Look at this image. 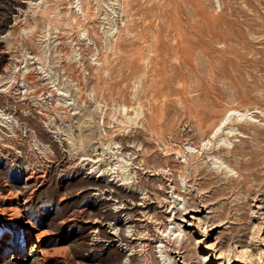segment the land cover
<instances>
[{
    "label": "rangeland",
    "instance_id": "1",
    "mask_svg": "<svg viewBox=\"0 0 264 264\" xmlns=\"http://www.w3.org/2000/svg\"><path fill=\"white\" fill-rule=\"evenodd\" d=\"M86 7L87 15H84ZM218 13L220 16L223 13L225 18ZM228 17L230 22H225L229 21ZM245 17L251 20L245 21ZM158 28H161L160 43L156 44L152 32L156 34ZM211 29L219 36H211ZM263 32L264 0H0V109L9 114L10 120H14L16 112L25 114L26 109L35 110L38 116L30 118L36 124L25 129L0 121V205L10 196L26 198V212L32 224L44 232L45 247L55 251L49 264H91L92 258L100 264H122L129 253L132 264H217L219 261L220 264H264V189L248 193L246 188L231 185L208 207H200L199 213L184 214L170 223L174 218L170 213L171 191L178 186L185 189L176 168V162L183 158H177L174 163L169 160L170 171L164 168L158 172L139 158L124 168L125 162L129 163L133 157L117 154L114 133L126 124L122 121H127L122 110L126 104L128 115L133 117L136 112L146 110L157 116V122L181 125L180 138L166 135V140L174 144L182 141L186 148L187 141L196 140L197 135L189 132V112H185L173 92L182 87H201L202 83L209 93L194 104L201 113L204 109L203 120L216 123L228 109L245 111L247 121L243 130L248 137L229 142L234 148L252 145L255 130L264 129ZM193 67L199 70L198 80L192 76ZM28 75L33 82L25 80ZM92 89L99 92L97 99L93 98ZM151 91L153 99L142 98L144 92ZM213 91H217L219 98L214 97ZM137 94L140 99L134 97ZM58 111L62 114L67 111V117L60 119ZM85 112L93 114L87 124L90 132L87 140L101 142V146L94 152L92 145L87 144V167L81 168L69 161L66 152L59 154L57 148L63 142L65 147L69 141L79 139L76 122ZM151 139L158 146L153 155L158 160L163 146ZM261 144L264 146V141ZM95 155L101 156L100 159ZM222 159L232 161L235 156ZM209 160L210 157L202 161L208 162V170L214 172L215 165ZM97 166L104 169V175H99ZM122 168L125 174L133 175L135 182L131 188L142 192L139 195L143 198L129 218L116 214L117 219L130 225L126 248L100 235L94 237L89 222L99 212L107 214L114 209V205L103 206L92 182L107 180L118 185L120 176H115L117 172L121 174ZM235 170L233 180L237 178ZM219 171L214 174L225 176ZM26 174L30 175L28 185L23 184ZM196 186L198 183L187 199L192 195L198 200L202 198L201 193H196ZM222 203H226L224 211ZM172 211L176 212V207ZM112 222L103 226L107 232H115L116 229H111ZM3 224L11 240L17 242L20 239L17 225L5 221ZM167 233L171 234L170 242L168 236L164 237ZM177 234H185L186 242L180 250L174 249L180 244V239L173 242ZM163 245L167 248L160 251L159 246ZM169 249L171 260L164 256ZM222 249L225 252L219 258ZM203 255L209 257L208 262L204 263ZM7 256H0V264H12Z\"/></svg>",
    "mask_w": 264,
    "mask_h": 264
},
{
    "label": "bare ground",
    "instance_id": "2",
    "mask_svg": "<svg viewBox=\"0 0 264 264\" xmlns=\"http://www.w3.org/2000/svg\"><path fill=\"white\" fill-rule=\"evenodd\" d=\"M122 1L123 0H121V2ZM219 13L217 14L219 17L222 16L223 18H225L223 13H221V16L219 15ZM192 14H193V12H192ZM212 14H215V13H212ZM84 15H87V7L84 10ZM214 17H215V15H214ZM246 17L244 18V20L246 19ZM185 18L188 19V15H187V17L185 16ZM230 18H229V21L227 19V21H225V22H230V20H231ZM234 20H236V19H234ZM247 20L250 21L251 20L250 17ZM247 20H245V21H247ZM222 21L224 22V20H222ZM208 22H210V21H208ZM238 27L239 26H237V27L235 26V29ZM151 29H153V28H151ZM160 29L158 28L156 30V32H157L156 34H154L152 32V34L154 35V39H155L154 41L156 44L160 43V34H158V32L161 31ZM177 29H180V28H177ZM207 29H208V27H207ZM224 29H226V28H224ZM233 29H234V26H233ZM238 29L241 32L240 27ZM238 29H236V31H238ZM226 30H228V29H226ZM173 31L177 32L176 29H173ZM236 31L234 30V32H236ZM255 31L257 32V30H255ZM163 32H164V30H163ZM211 32H212L211 36H213V37L219 36V35H217V32L214 29L213 30L211 29ZM260 34H262V33L260 32ZM177 35L179 37L178 32H177ZM240 36H242V34ZM168 37H170V36H168ZM228 37H227V39H228ZM222 38H224V37L222 36ZM229 38H231V36ZM259 38H260V36H259ZM151 40H153V39H151ZM163 40H164V38H163ZM166 40H167V37H166ZM219 41H220V39H219ZM219 41H218V43H220ZM263 42H264V40H263ZM189 49H191V48L189 47ZM178 58H179V56H178ZM155 65H157V64H155ZM179 65H181V64H179ZM193 66H194V64H193ZM144 70H146V67ZM197 71H199L198 68H194L193 70H191L192 76L195 77L196 80H198V72ZM165 76H167V75H165ZM25 78H26L25 80L27 82H29L30 80L33 82V80H34L31 75H28ZM145 79H146V77H145ZM202 81H203V79H202ZM32 85H34V84H32ZM126 85H128V84H126ZM162 85H164V84H162ZM99 86H101V85H99ZM148 87H149V85H148ZM162 87H164V86H162ZM169 87H171V86H169ZM193 87H194L193 89H190V87L189 88H187V87L183 88L182 87L180 90H174V92H173L174 97L177 96V100L180 102L183 109H185V112H187V113L189 112V118L191 119V125H190L189 132H194L197 135L196 140H194L192 142H190L189 140L187 141V147L186 148H184L183 145L181 144L182 141L180 143L174 144L171 140L170 141L166 140V135L174 136L177 139L180 138L179 133L182 129L181 125H176L173 123L172 124H166V123L157 122L155 120V118L157 116H154L153 113H149L146 110H140L139 112H136L135 117H133L131 114L128 115V105H126V104L122 105V110L125 113V115L123 117H125V119L127 120V121H125V120H122V121L126 124L121 125L120 127L116 128V130H115L116 132L114 131V133H116V135H117V138H116L117 141L115 142V144H118V147H116L117 148L116 149L117 154L122 155V156L123 155H126V156L129 155V157L130 156L133 157L132 159H129V161H130L129 163H128V161L125 162V164L122 166L124 168L132 166L133 164L136 163L135 159L139 158L140 161H142L146 165L155 167V170H157L158 172L159 171L162 172L164 168H167V171H170L171 170V164H170L169 160L174 163V162H176L177 158H179V157L183 158V161L176 162V168H177V173L180 177V182L183 184V187L185 189L183 191L180 188V186H178V188L175 187L171 191L170 197L172 198V206L173 207H172L170 213H172V216H174V218L172 220H170V223H172L178 217H183L184 214L186 215L189 213H199L200 207L212 204L211 201L217 199L220 195H223V193H225L224 192L225 190L231 189V185H232V187L239 186L240 188H246L248 193L249 192L253 193L255 191H260L261 189H264V173L262 172V171H264V161L262 160V159H264V146H262V144H261L264 141V129H256L255 130V133L253 134L254 142L252 143V145L247 144V145L238 146L236 148H234L235 145L230 146L231 142H229V141H231V139H234L237 137H244L245 138L247 136L246 135L247 131L243 130L246 128L245 122L247 121V118H246L247 113L245 111L243 112V111H239V110H235V109L234 110L228 109L222 117L219 116V118L221 117V119L218 122H216V123L215 122H206V120H203L204 118L202 115V113L204 112V109H202V113H201L200 112L201 110L199 111L198 108L195 107L194 101H201L206 95H208L209 92L207 91V89H203L202 83H201V87H199V85H195ZM140 88H138V89H140ZM97 89H98V87H97ZM34 91H36V90H34ZM92 92H93V98L97 99L99 92L96 91L95 89H92ZM145 92H144V94H142V98L147 99V100L153 99L154 92H152V91L148 92V93H145ZM216 92L217 91H213L214 97L217 99V98H219V94ZM35 95H36V93H35ZM102 97H103V95H102ZM134 97H136L137 99H140L138 94L134 95ZM126 98H128V97H126ZM207 99H209V98H207ZM123 100H121V101H123ZM76 101H75V103H77ZM163 101H164V99H163ZM179 102L177 103V105L179 104ZM213 102H215V101H213ZM132 103H133V101H132ZM175 103H176V101H175ZM45 105H47V104H45ZM206 106L207 105H205L204 107H206ZM131 107H133V106H131ZM78 108H80V107H78ZM194 108L195 109L197 108V109L195 110ZM48 109H50V108H48ZM26 110L27 111H25V114L18 113L15 111L16 117L14 118V120H10L9 114L6 115L3 112V110L0 109V121L2 124L7 125V126H11V124H9L11 122L13 125L15 123L18 127L23 126L24 129L26 127H28V125H29V127H31V125H35L36 123H35V121L31 120L30 118H37L38 117L37 112L35 110H32V109H26ZM158 110H160V109H158ZM58 114H60V119H63V120L68 115L67 111L65 112V114H62L61 111H58ZM173 114H175V112ZM92 115L91 114L89 115L88 112H85L84 114L80 115V117L77 118L76 129H77V132L79 133V136H78L79 139H77L75 141H69L68 144L65 145V147L62 146L64 144V142H63V144L61 143V145H58L59 147L57 148V152L59 154L66 152L69 161L71 163L72 162L76 163L81 168L87 167V155H89V154H87V144L89 146L92 145V149L94 148L93 149L94 152H95L96 148L98 149V147L101 146V142L99 143V142H93V140H89V139L87 140L88 136H90L89 135L90 132L88 130L89 126L87 129V124H90L91 118L93 117ZM209 117H212V115H210ZM70 119H71V117H70ZM157 119H159V118H157ZM174 119H175V116H174ZM119 120H120V123H122L121 119H119ZM128 122L129 123L132 122V124H135V126L133 127L132 124H127ZM66 124H68V123H66ZM71 126H73V124ZM69 129H70V127H69ZM37 131L39 134L42 133L40 128ZM250 131H251V129H250ZM31 132H33V131H31ZM146 132L149 134L148 136L146 135L147 134ZM60 134H62V133H60ZM248 134L251 135L252 132H251V134L250 133H248ZM105 135H107V134H105ZM33 138H34V136H33ZM151 138H153L154 140H157L158 144L161 143L163 146V148L161 149V152H160L162 154V156H160V159H158V160L153 156L155 153H157V147L158 146L155 147L152 144ZM34 139H33V141H34ZM176 142H178V141H176ZM47 146H48V143H47ZM136 146H138L140 148L136 149L135 148ZM91 154L93 157V151ZM231 154H233L235 156V160L224 162L222 158L226 157L227 159H229V156ZM89 157L90 156H88V158ZM100 157L98 156L97 158L100 159ZM208 157H210L209 161H211L212 164L215 165L214 170L216 171V173L220 170L219 172L225 173V176L216 175V174H214L215 171L213 172L211 170H208L209 163L206 161L205 162L202 161L203 159H206ZM117 158L119 159L118 156H117ZM120 159H122V158H120ZM98 166H97V168H98ZM95 167H96V165H95ZM99 167H101V166H99ZM206 167H207V169H206ZM234 170H235V173H237V178L233 180L232 179L233 177L231 178V176H233L232 172ZM97 172L100 173L99 175H104V169L98 168ZM35 175H37V174H35ZM119 176H120L119 180L121 181V183H119L118 185H116V184L114 185L113 183L108 182L107 180L102 182V181H97L94 179V181L92 182V185L95 186L93 189L96 190V194L101 196L103 206L110 207L111 205H114V209H113L112 213L104 214V213L99 212L97 214L98 217L95 216L89 222H90V229H91L90 231L93 233L94 237L97 238L100 235V236L104 237L105 239H107L111 242L115 241L121 247L125 246V248H126L127 246H129V244H128V239H129L128 233H129L130 225H129V222H125V221H122L121 219H117L116 214L117 213L118 214H124L126 216V218H129V216H131L132 212H134L136 207L139 205L137 203L140 201H143V198H141L139 195V194H142V192L141 193L136 192L131 188L133 186V183L135 182L134 177L131 173L125 174V172L123 171V168H122L121 174H119V172H117L115 178H118ZM34 178H35V176H34ZM29 179H30V175L26 174V176L23 180V184L28 185L30 183ZM196 183H198V187L196 186L197 187L196 193L197 192L201 193L202 198L200 200H198V198H196L195 195H192V197L190 199L189 198L187 199V196L191 195V192L195 191V189L193 190L192 188L194 187V184H196ZM253 183H254V185H253ZM253 186H255L257 189H254L255 187L251 189V187H253ZM232 189H234V188H232ZM205 193H206V195H205ZM29 194H30V192H29ZM18 197H19V195H18ZM18 197L16 198L14 196H12V197L10 196V198H8L6 200V202H4V204L0 205V256L8 255L7 258L9 260L13 261L12 264H49L51 258H53V256L55 255V251L49 250L48 248L45 247V245L43 244L44 232L39 230L38 228H36V226H34V224H32V222H31V220H30V218L26 212L27 211V200H26V198L20 199ZM191 200L193 201L192 203L189 202ZM122 204H123V208H120V206ZM225 206H226V203L225 204L222 203L221 209L223 211L225 209ZM175 207L177 210L176 212L172 211ZM221 214H223V213H220V215ZM112 220H114V222H112L113 224H112L111 229H116V230H115V232H110V231L107 232V230H105V228H103V226L106 225L107 223L110 224V222ZM3 221H5L8 224L17 225V228H18L19 234H20V239L17 242H13L11 240L10 235L8 234L7 230L4 228L5 225L3 224ZM85 221L87 223V217H86ZM211 224L214 225V223H211ZM176 225H177L178 229H181V226L179 223ZM205 225H206V223L204 224V226ZM205 227L207 228L208 225H206ZM211 229H213V228H211ZM170 232H171V229H170L169 233ZM172 232L175 233L176 230L174 229ZM169 233H167V235H164V237L168 236V241L170 242L171 234H169ZM184 235L185 234H181V235L177 234L173 237L174 243H178V241L180 239V244H178V246L174 247V249L180 250L183 248L182 246L186 242V241L184 242ZM187 238H189V237H187ZM29 241H32V243L27 247V243ZM196 243H199V240ZM91 245H93V241H92ZM228 246H230V242L228 243ZM162 248H167V246L166 245L159 246L160 251L162 250ZM167 251H168L167 254L164 256L167 257L169 260H171L169 252H172V250L169 249ZM222 252H223V249L219 252V254H221ZM130 255H131L130 253L125 254L124 260L122 261V264H132L133 263V259ZM202 258L204 259V263L209 261V257L207 255H203ZM219 258H222V254H221V257H219ZM223 259H224V257H223ZM91 262H92L91 264H100V262H98L94 258L91 259ZM5 263H7V261ZM86 263H87V261H86ZM220 263H221L220 261L217 262V264H220Z\"/></svg>",
    "mask_w": 264,
    "mask_h": 264
}]
</instances>
